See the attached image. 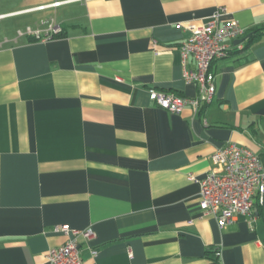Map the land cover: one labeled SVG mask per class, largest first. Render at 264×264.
Returning a JSON list of instances; mask_svg holds the SVG:
<instances>
[{
  "label": "crops",
  "instance_id": "obj_1",
  "mask_svg": "<svg viewBox=\"0 0 264 264\" xmlns=\"http://www.w3.org/2000/svg\"><path fill=\"white\" fill-rule=\"evenodd\" d=\"M220 8L246 35L212 102L158 108L150 89L197 96L180 47ZM263 25L264 0H0V264H46L62 225L84 264H264L262 210L221 229L197 183L228 143L264 167V36L244 48Z\"/></svg>",
  "mask_w": 264,
  "mask_h": 264
},
{
  "label": "built area",
  "instance_id": "obj_2",
  "mask_svg": "<svg viewBox=\"0 0 264 264\" xmlns=\"http://www.w3.org/2000/svg\"><path fill=\"white\" fill-rule=\"evenodd\" d=\"M224 13V9L220 8L208 22L189 25L187 30L190 35L180 47L182 63L186 64L191 59L194 64L193 70L184 67L183 80L197 86V96L186 98L150 89L148 97L158 108L177 114L186 106L197 109L201 104L212 102L215 86L209 73L211 63L227 57L230 49L227 42L241 40L245 33L236 21L222 23ZM60 31V26L54 24L44 34L29 28L26 34L45 42ZM241 47L237 43V48ZM210 160L220 169L208 172L197 181L202 214L212 216L221 229L231 224L237 215L251 216L256 207L264 214V167L259 158L247 148L228 143L215 150ZM55 232L66 236V242L46 252V264H84L81 249L76 239L72 238L73 233L69 227L57 226ZM82 236L90 240L93 233L88 229ZM95 254L96 251H92V255Z\"/></svg>",
  "mask_w": 264,
  "mask_h": 264
},
{
  "label": "trees",
  "instance_id": "obj_3",
  "mask_svg": "<svg viewBox=\"0 0 264 264\" xmlns=\"http://www.w3.org/2000/svg\"><path fill=\"white\" fill-rule=\"evenodd\" d=\"M247 33H249V37H248V39H247V41L245 43V46H244L245 49L249 48L254 43L258 42L264 36V25L252 28L250 31H247ZM62 35H63V31L61 29V31L58 34H55V35L52 36V39L61 37ZM32 40L38 41L34 37L32 38Z\"/></svg>",
  "mask_w": 264,
  "mask_h": 264
},
{
  "label": "rangeland",
  "instance_id": "obj_4",
  "mask_svg": "<svg viewBox=\"0 0 264 264\" xmlns=\"http://www.w3.org/2000/svg\"><path fill=\"white\" fill-rule=\"evenodd\" d=\"M246 34L244 33V36H245ZM241 46H243V44H241ZM241 49H242V47H241Z\"/></svg>",
  "mask_w": 264,
  "mask_h": 264
}]
</instances>
